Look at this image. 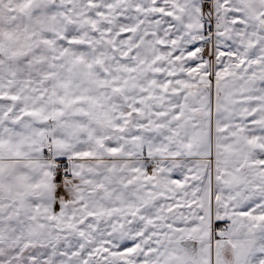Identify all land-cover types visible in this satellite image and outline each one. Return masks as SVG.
Instances as JSON below:
<instances>
[{"label": "snow or ice", "instance_id": "snow-or-ice-1", "mask_svg": "<svg viewBox=\"0 0 264 264\" xmlns=\"http://www.w3.org/2000/svg\"><path fill=\"white\" fill-rule=\"evenodd\" d=\"M0 264H264V0H0Z\"/></svg>", "mask_w": 264, "mask_h": 264}]
</instances>
